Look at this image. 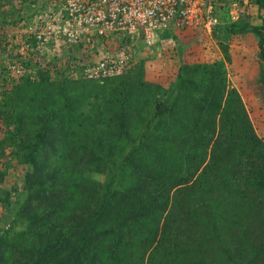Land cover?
Segmentation results:
<instances>
[{"label":"trees","instance_id":"trees-1","mask_svg":"<svg viewBox=\"0 0 264 264\" xmlns=\"http://www.w3.org/2000/svg\"><path fill=\"white\" fill-rule=\"evenodd\" d=\"M14 1L7 11L0 0V18L23 30L38 0ZM211 1L222 57L185 60L187 45L165 31L156 62L130 60L104 80H73L0 35L22 68L0 84V182L12 162L20 170L0 185V205L15 207L0 264H264V0H253L260 25L231 23L233 0ZM252 38L259 71L242 88L253 116L228 80L232 41ZM133 41L120 47L132 55Z\"/></svg>","mask_w":264,"mask_h":264},{"label":"built area","instance_id":"built-area-1","mask_svg":"<svg viewBox=\"0 0 264 264\" xmlns=\"http://www.w3.org/2000/svg\"><path fill=\"white\" fill-rule=\"evenodd\" d=\"M29 7L33 12L31 23L18 30L19 41L15 34L11 35L23 58L30 51L55 60L61 57L62 49H91L97 42L122 36L131 40L142 38L146 45H151L165 31L201 30L210 34L218 24L211 0H38ZM255 9L253 0H233L225 14L233 23L240 17L254 16ZM62 60L73 80L112 78L121 74L130 61L124 50L105 53L97 61L84 57ZM8 70L12 76L22 75L19 64L10 65Z\"/></svg>","mask_w":264,"mask_h":264},{"label":"rangeland","instance_id":"rangeland-1","mask_svg":"<svg viewBox=\"0 0 264 264\" xmlns=\"http://www.w3.org/2000/svg\"><path fill=\"white\" fill-rule=\"evenodd\" d=\"M11 5L13 7L16 6L15 8L19 7L16 1L13 2V0H9V4L5 7L7 11L12 8ZM256 18L257 17L255 15L252 16L251 21ZM20 28H22V26ZM20 28L17 27L15 29H12L11 26L4 24L3 19L0 18L1 37L7 39L8 35L15 34V36L17 37V41H19L20 36L18 30H21ZM195 33L196 40L194 39ZM195 33H193L191 30H182L176 32V34L179 35V41L181 42V44L187 45V49L185 51V60L193 62L208 60L210 61L217 59V57H222L221 54L218 52V49L214 45L210 34L206 33L205 37L200 40L203 33H198L197 31ZM119 40L120 38H109L104 40L102 43H98L97 45H95V47L91 49H80L79 51L75 52V58L73 60L76 61L77 57H84L85 59H92L94 61H97L105 53L117 54L118 52L123 50L127 51L128 49H126V47H120ZM131 45L132 47H134L133 50H131L132 55L129 54V50L127 54L129 55V59L133 62L140 61L141 59L145 60L146 62H156L161 57V37L159 34L155 37L151 45H146L145 43L139 42L137 43L135 40L132 42ZM253 48L254 47L251 41L248 39L245 40L243 43H236L235 40L232 41L230 50L233 55V62L232 66H228V80L233 87L238 89L244 102L246 103L247 109L250 111V113H252V116L260 113L258 104L255 103L254 98L249 94L244 95L245 90L243 91L242 82L246 78L256 77L259 71V61L255 55L256 50ZM62 51L63 52L61 57L57 55L59 59L56 58L54 62L55 64H61L63 66L64 63L61 61H63L62 59H68V50L62 49ZM10 65L11 60L8 58L7 53L0 52V84L3 83L4 78V80L6 81L5 83H3L4 86L9 85L11 80L16 79V76H12V74L8 70ZM19 172L20 170H18V168L14 166V162H12L9 171L7 170V173L4 176L3 181L0 182V185L9 188L11 185L17 184ZM13 201L14 198L11 200V203ZM14 210L15 207L13 205L9 206L8 208H3L0 205V230L9 228L10 221L14 214Z\"/></svg>","mask_w":264,"mask_h":264},{"label":"crops","instance_id":"crops-1","mask_svg":"<svg viewBox=\"0 0 264 264\" xmlns=\"http://www.w3.org/2000/svg\"><path fill=\"white\" fill-rule=\"evenodd\" d=\"M260 14H262V18H264V13H260ZM254 15L257 17L256 19H254L253 21H252V24L253 25H260L261 24V20H260V18H259V11H258V9H255V12H254ZM249 39V38H248ZM253 40V41H252ZM252 40H251V42H253V49H255L256 50V47H255V45H254V42H255V40L252 38Z\"/></svg>","mask_w":264,"mask_h":264},{"label":"water","instance_id":"water-1","mask_svg":"<svg viewBox=\"0 0 264 264\" xmlns=\"http://www.w3.org/2000/svg\"><path fill=\"white\" fill-rule=\"evenodd\" d=\"M163 96H164V93L161 94L160 99H159L160 101L162 100Z\"/></svg>","mask_w":264,"mask_h":264}]
</instances>
